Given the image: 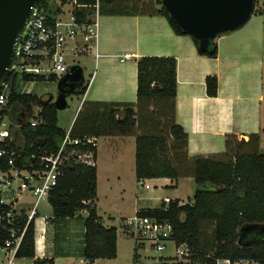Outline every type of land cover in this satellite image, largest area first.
I'll list each match as a JSON object with an SVG mask.
<instances>
[{
    "label": "trees",
    "instance_id": "1",
    "mask_svg": "<svg viewBox=\"0 0 264 264\" xmlns=\"http://www.w3.org/2000/svg\"><path fill=\"white\" fill-rule=\"evenodd\" d=\"M78 1L89 7L97 3V0ZM115 1L104 0L105 5H100L101 14L164 16L175 33L192 37L201 55L217 57L216 40H211L208 49H200L198 40L175 23L162 0H158L160 7L152 12L124 0L120 1L125 2L126 7L115 8ZM263 12L262 9L254 13ZM78 14L82 19L83 12ZM137 68V104L85 101L73 122L72 136L132 134L152 115L154 105L162 104L165 110H159V114L165 119V129L151 127L136 135V176L138 179L169 177L176 180L192 175L197 187L193 199L186 203L181 204L174 198L168 205L163 201L159 207L143 208L140 212L168 219L177 242L188 243L192 252L190 261L176 264H217L218 259H230L232 264L239 259H253L264 264V150L259 149L260 136L252 134L249 141L228 136L224 153L189 157L188 134L174 119L176 57L142 56L137 60ZM206 89L209 96L217 95V76H207ZM78 91L85 93V80ZM18 100L23 104L37 100L43 107L44 122L34 131L30 128L32 134L49 140L64 136L66 130L58 126L54 102L34 95H21ZM150 106L153 108L149 109ZM170 136L173 139L169 146ZM233 141L239 142L232 151ZM96 196L97 167L86 164L65 170L49 196L54 219L74 217L87 210L83 256L91 263L99 258L117 257V227L103 225L94 201ZM36 246L35 232L31 228L19 256L35 257ZM134 256L137 262L136 251ZM34 264L55 263L53 258H37Z\"/></svg>",
    "mask_w": 264,
    "mask_h": 264
},
{
    "label": "crops",
    "instance_id": "2",
    "mask_svg": "<svg viewBox=\"0 0 264 264\" xmlns=\"http://www.w3.org/2000/svg\"><path fill=\"white\" fill-rule=\"evenodd\" d=\"M250 19L243 27L217 36L218 55L210 58L198 52L192 37L175 33L164 16L102 15L100 12L98 41L78 55L88 54L94 61L78 110L85 101L136 105L137 60L142 56H174L177 59L174 119L188 134V156L222 154L227 150L228 136L249 141L252 134H258L260 145L264 139V13H253ZM214 75L218 78V93L209 96L206 79ZM146 126L144 121L132 133L134 143L131 142L129 154L123 146L125 135H104L101 143L99 137L94 201L105 226L111 225L104 222L98 211V191L104 184H109L111 191L120 190V198L114 204L129 210L120 216L122 219L139 208L159 207L165 198H177L182 204L194 197L197 185L192 175L176 180L145 178L149 187L138 185L136 135L149 131L151 126ZM184 185H188L189 192L183 190ZM77 216L62 218L59 224H53V219L45 224L37 256L53 258L55 264H75L76 254L83 255L85 232V225L80 228L75 221ZM58 230L63 233L60 242H57ZM68 231L72 235L81 232L82 245L63 240Z\"/></svg>",
    "mask_w": 264,
    "mask_h": 264
},
{
    "label": "built area",
    "instance_id": "3",
    "mask_svg": "<svg viewBox=\"0 0 264 264\" xmlns=\"http://www.w3.org/2000/svg\"><path fill=\"white\" fill-rule=\"evenodd\" d=\"M78 12H83L82 19ZM99 34V0L90 7L78 0H39L32 9L11 71L0 85V264H28L19 251L31 228L37 249L43 226L54 219L53 212L42 210L44 204L51 206V191L65 170L79 164L96 165L99 142L97 135L73 137V123L63 137L54 140L32 134L29 129L34 131L44 122L43 107L37 100L23 104L18 98L34 95L50 101L49 96H39L30 87L45 82L58 84L72 66L67 62L68 47L71 45L76 57L90 50ZM138 185L149 187L142 178ZM169 201L164 200L167 205ZM141 209L121 220L124 235L135 242V251L140 247L162 252L171 246L174 255L160 256L161 263L171 258L189 262L191 248L187 242H177L172 223L143 214ZM37 258L44 257L36 254L30 264ZM85 260L77 264H93ZM221 263L232 264L230 259H218L217 264ZM234 264L261 263L239 259Z\"/></svg>",
    "mask_w": 264,
    "mask_h": 264
},
{
    "label": "water",
    "instance_id": "4",
    "mask_svg": "<svg viewBox=\"0 0 264 264\" xmlns=\"http://www.w3.org/2000/svg\"><path fill=\"white\" fill-rule=\"evenodd\" d=\"M39 0H0V85L10 73L17 47ZM162 4L186 33L208 49L217 36L243 27L252 17L255 0H162ZM84 70L74 64L58 82L57 109L67 106V96L84 83ZM51 99V97H50Z\"/></svg>",
    "mask_w": 264,
    "mask_h": 264
},
{
    "label": "rangeland",
    "instance_id": "5",
    "mask_svg": "<svg viewBox=\"0 0 264 264\" xmlns=\"http://www.w3.org/2000/svg\"><path fill=\"white\" fill-rule=\"evenodd\" d=\"M115 1V0H114ZM127 3H131V1H133L131 4H135V6H137L138 8H141L144 11H148V12H152V11H156L159 7L160 4L158 3V0H124ZM99 3H101L100 5L103 7L105 5L104 0H100ZM113 6L115 8H124L126 7V3L123 1H115V3L113 4ZM111 7V6H110ZM264 10V0H255V9L254 12L256 10ZM264 13V12H263ZM251 20V19H250ZM249 20V21H250ZM248 21V22H249ZM66 54H67V62L70 65H74V64H79L83 67L84 70V78L85 81L87 82L90 78V75L93 71V66H94V61L92 59V57L88 54H82L78 57H75L73 54V51L71 49V45L68 47V49L66 50ZM29 88V87H28ZM31 91L36 93L39 96H49L51 97V102L56 101L58 95H59V90H58V86H57V82H45V83H41L38 84L37 86H33L30 87ZM82 93H80L78 91V89L73 92L72 94L67 96V106L64 109H57V119H58V126L64 130H68L72 123L75 120V117L78 113V107L81 103L82 100ZM154 112L152 113V115L150 117H148V119L146 120V128H148L149 126L154 127V130H156L157 128L163 127L165 129V123L164 120L160 114H159V110H165V108L163 107V105L161 104H155L154 105ZM169 115L171 116V112H169ZM137 129V128H136ZM135 129V130H136ZM134 134H127L125 135V142L123 143L124 146V150L126 151L127 154L131 153V142L134 143ZM103 136H100V143L104 140ZM119 136H122L119 134ZM168 140H170L168 142L169 146L170 144H172V140L169 138ZM239 141H233L232 145H231V150H235V146L238 144ZM261 150H264V139L263 141H260V145H259ZM247 149V148H245ZM230 150V151H231ZM170 154H172V152H169ZM184 171V170H183ZM186 183H189L190 181H185ZM188 189V185H184L183 190L187 192ZM98 196L100 197V204H99V214L102 216V218L104 219V222L106 224L109 225H115L117 227V232H118V240H117V257L114 259H104V258H100L96 264H160L162 261L160 260V256L166 257L168 255H174V250H172L171 246H168V248L162 252H157L153 249H143V248H138V255H139V259L137 262H135L134 260V255H135V242L133 239L128 238L127 236L124 235L123 231H122V224H121V220L122 218L120 217L123 213H128L129 210H123L122 208H118L116 204H114V202H118L117 199L119 200L120 198V190H112L110 188L109 184H104L101 185L98 191ZM185 193V192H184ZM185 195V194H184ZM117 198V199H116ZM44 213H48V214H52V207L48 204H44V207L42 208ZM87 214V210L86 211H80L78 213V216L75 218V221L80 224V228L84 227V217ZM61 219L57 218V219H53L52 223L54 224H59ZM62 232L58 230L57 233V242L61 241V236H62ZM82 233H76L75 235H72L69 231L64 233L63 236V240L65 241H69V240H73V242H76L75 244H80L82 245V241H81V237H82ZM80 238L79 240H77V238ZM54 241V240H53ZM70 242V241H69ZM77 246V245H76ZM76 246H72V248L76 247ZM148 248V247H146ZM76 261L75 264H77V262L80 259H83L85 262H87L85 259V257L82 255V253L80 252L79 254H76ZM179 260H181L180 258H171L168 262H166V264H176V262H178ZM24 261H26L28 264H30V259L26 258ZM222 264V263H221ZM225 264V263H224Z\"/></svg>",
    "mask_w": 264,
    "mask_h": 264
}]
</instances>
